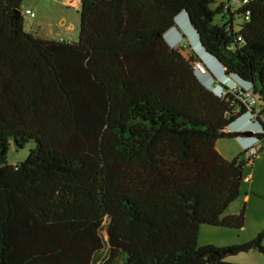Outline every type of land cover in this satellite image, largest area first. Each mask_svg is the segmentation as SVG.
<instances>
[{"label":"trees","instance_id":"obj_1","mask_svg":"<svg viewBox=\"0 0 264 264\" xmlns=\"http://www.w3.org/2000/svg\"><path fill=\"white\" fill-rule=\"evenodd\" d=\"M22 2L0 0V264H92L102 231L104 264L264 254V231L197 244L202 225L244 227V207L225 213L254 155L216 144L241 138L230 127L248 114L262 150L264 0H79L76 42L24 31ZM183 13L225 84L208 88L198 56L166 41Z\"/></svg>","mask_w":264,"mask_h":264},{"label":"rangeland","instance_id":"obj_2","mask_svg":"<svg viewBox=\"0 0 264 264\" xmlns=\"http://www.w3.org/2000/svg\"><path fill=\"white\" fill-rule=\"evenodd\" d=\"M236 4H238V1ZM26 9L34 13L33 18L24 15ZM21 12L23 16V29L26 32L34 33L39 30V26L41 28V33H37L38 35L42 34V31L45 32L47 29H51L52 35L50 38H57L58 40L59 38H64L70 42H76L78 39L80 17L77 7L71 3V0H23ZM62 20H64L65 23L63 26H60ZM175 22L177 28L172 29L166 35V41L172 46L178 45L183 47L185 44L188 45V47L183 50V55L186 58L191 51L198 56L202 64H197L202 65L205 70V73L199 75V78L203 80L206 85L209 86L212 84V86H216L220 83L225 84V77L220 67L216 62L206 57L200 50L197 37L192 32L187 20L181 15ZM69 24L73 26V31L71 33L61 35L62 37H56V35H54L57 31H65ZM182 35H184V39ZM226 86L229 89H233L235 86H239V83L231 79V81L226 83ZM249 123H251L250 116L248 114L243 115L231 125L230 129L232 131H237L240 130L244 124ZM235 141L236 140L219 141L216 145V149L221 154L234 158L240 155ZM30 147L31 145H27L22 150H15L13 147H10L7 153V162L11 165L22 162L26 158ZM261 147L262 150L254 154L253 161L244 166L242 172L243 176L250 174V177L246 181L243 179L240 186L239 197L229 206V208L234 209L236 213H239L243 207L245 208L244 227L242 230H234L202 225L199 227L197 235L198 246L225 248L240 245L249 242L257 234L264 231V141L261 143ZM247 158V156H244V159ZM245 195H249V204L244 200ZM101 235L105 247L98 253L92 264H104L107 258V235L104 231L101 232ZM262 246L264 247V238L262 240ZM224 261L229 264H264V254L259 253L257 250H251L246 253L229 255Z\"/></svg>","mask_w":264,"mask_h":264},{"label":"crops","instance_id":"obj_3","mask_svg":"<svg viewBox=\"0 0 264 264\" xmlns=\"http://www.w3.org/2000/svg\"><path fill=\"white\" fill-rule=\"evenodd\" d=\"M26 10H29V9H26ZM64 20H62L61 22H60V26H63L64 25ZM38 31H36V32H34V33H31V32H28V33H30V34H32L33 36H35L36 38H39V39H42V40H58L57 38L56 39H53V38H50L51 37V35H52V31H51V29H47L45 32L44 31H42V34H37V33H41L40 32V27L38 26ZM73 31V26H72V24H69V26L68 27H66V29H65V31H63V32H59V31H57V33H55L54 35H56V37H62L61 35H66L67 33L69 34V33H71ZM64 37V36H63ZM59 41H67V42H70L69 40H67V39H64V38H59ZM259 129H258V126L257 125H255V123H249V124H244L241 128H240V130H233V132H237V133H251V134H254L255 132H257ZM232 131V130H231ZM240 131V132H239ZM241 131H243V132H241ZM243 134H242V136H241V138H239V139H237L235 142V144H236V147L239 149V151H240V153L243 151V150H245V148L246 147H248V146H251V145H253V146H255L254 145V140H252V138H250L249 136H243ZM217 145V144H216ZM258 146H256V148H257ZM217 150V149H216ZM224 159H226V160H231V159H233V158H230L229 156H226V155H224V154H221L219 151H217ZM250 177V174L249 175H245V176H243V179L246 181V180H248V178ZM244 200L247 202V204H249V202H250V198H249V195H245V197H244ZM227 213V214H226ZM226 215H234V214H237L236 213V211L234 210V209H230V208H228L227 209V211H226Z\"/></svg>","mask_w":264,"mask_h":264},{"label":"built area","instance_id":"obj_4","mask_svg":"<svg viewBox=\"0 0 264 264\" xmlns=\"http://www.w3.org/2000/svg\"><path fill=\"white\" fill-rule=\"evenodd\" d=\"M71 3L77 7V6H78V3H79V0H71ZM24 15H26V16H30L31 18L34 17V13H33L32 11H30V10H25V11H24ZM194 67H195V70H197L200 74H204V73H205L204 67H203L202 65L197 64V65H195ZM246 97H247V96H246ZM249 104L252 105V104H253V101H250ZM257 149H258V147L256 148V146H253V145L248 146V147L245 148V150L248 151V154H249V155H252V156H253L254 154H256V150H257Z\"/></svg>","mask_w":264,"mask_h":264},{"label":"water","instance_id":"obj_5","mask_svg":"<svg viewBox=\"0 0 264 264\" xmlns=\"http://www.w3.org/2000/svg\"><path fill=\"white\" fill-rule=\"evenodd\" d=\"M16 14L18 15L19 14V12H16ZM185 16H186V14H185ZM189 24V23H188ZM190 26V25H189ZM191 28V27H190ZM192 29V28H191ZM192 32L195 34V32H194V30L192 29ZM195 36L197 37V35L195 34ZM197 40H198V38H197ZM198 44H199V47H200V50L201 51H203V49L201 48V45H200V43L198 42ZM208 57V56H207ZM208 58H210V57H208ZM211 59V58H210ZM213 60V59H212ZM214 61V60H213ZM215 62V61H214ZM217 64V63H216ZM243 136H249L250 138L252 137V134L251 133H244L243 134Z\"/></svg>","mask_w":264,"mask_h":264},{"label":"clouds","instance_id":"obj_6","mask_svg":"<svg viewBox=\"0 0 264 264\" xmlns=\"http://www.w3.org/2000/svg\"><path fill=\"white\" fill-rule=\"evenodd\" d=\"M185 19H186V16H185V14L183 13V14H181ZM180 15V16H181ZM179 17V16H178ZM177 17V18H178ZM177 18H176V20H177ZM170 32V31H169ZM169 32H167L165 35H164V37H166V35L169 33ZM170 44V43H169ZM171 45V44H170ZM212 78V77H211ZM206 85V84H205ZM208 88H212V84H210L209 86L208 85H206ZM252 138V137H251ZM253 140V139H252Z\"/></svg>","mask_w":264,"mask_h":264}]
</instances>
